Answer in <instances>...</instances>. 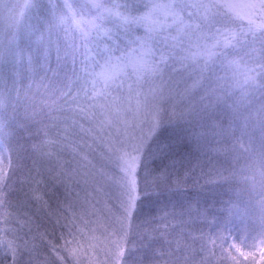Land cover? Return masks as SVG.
<instances>
[{
    "label": "snow or ice",
    "instance_id": "1",
    "mask_svg": "<svg viewBox=\"0 0 264 264\" xmlns=\"http://www.w3.org/2000/svg\"><path fill=\"white\" fill-rule=\"evenodd\" d=\"M4 104L23 108L21 127L39 126L30 147L48 167L47 178L28 169L14 189L11 175L28 148L0 139V264H128L137 242L155 264H249L257 250L264 261V0H0ZM219 114L227 127L211 123ZM192 117L198 144L211 135L244 160L223 177L235 186L226 210L198 213L208 231L196 235L177 231L192 226L184 211H164L157 223L142 199L171 183L170 133ZM157 160L152 175L148 163ZM81 168L96 177L88 196L112 205L103 215L77 214L69 199L79 196L68 184L79 186ZM47 181L65 186L62 243L39 233L28 210L48 206ZM14 194L23 199L13 203Z\"/></svg>",
    "mask_w": 264,
    "mask_h": 264
},
{
    "label": "trees",
    "instance_id": "2",
    "mask_svg": "<svg viewBox=\"0 0 264 264\" xmlns=\"http://www.w3.org/2000/svg\"><path fill=\"white\" fill-rule=\"evenodd\" d=\"M26 82L25 86L28 83ZM7 86L11 88V83L8 82ZM12 97L14 100L15 92L12 93ZM13 107L15 105L12 107L6 104L0 106V139H3L6 144L10 142L14 146L19 142L28 148L26 153L22 152L20 154L22 157L20 161L21 167L11 175V180L9 181L14 189H19V181L24 179L28 169H32L33 173H35L36 169H39L47 178V167L40 164L39 156L33 155L30 147L39 140L36 135L39 126L29 122L26 128L21 127V124L24 123L23 108L20 107L18 113H14ZM191 120L192 123L190 125L184 124L183 128H174L170 133L172 139L177 141L173 157L175 174L171 183L161 189L149 187L147 195H142V199L144 216L148 219L155 217L157 223L160 217L163 216L164 211L172 212L175 210L177 213L184 211L186 213L184 219L192 226L178 227L177 231L191 232L196 235L198 234V229L208 231L206 223L203 222L202 217L197 215L198 213L206 214L210 219L213 215H219L226 210L225 205L235 195V186L230 181L223 179V177L229 176L232 168L242 166L244 160L241 158L239 163H237L233 159V153L230 151L231 145L223 144L222 142L218 143L219 138H213L211 135L202 137L198 144L193 132H200L202 129L199 127L195 117H192ZM204 123L207 125L210 122L204 121ZM211 123L227 127L229 117L225 114H219ZM203 131H208V129L205 128ZM253 135L257 141L254 147H258L260 137L258 123L253 129ZM33 160L36 161L35 164H33ZM163 163L168 164L170 161H164ZM161 166L162 164L159 160L155 162L149 161L148 172L154 175ZM149 181H151V175H149ZM42 188L47 192L45 199L48 201V206L38 210V205H30L28 210L35 214L34 220L36 224H39V233L46 232L47 240L62 243L60 236L62 234L67 235V229L63 228L65 220L63 218L64 202L62 201V189L61 187L59 188L58 184L50 181L42 185ZM18 199L22 200L23 198H18L15 194L11 197L13 203H16ZM181 205L184 206L183 209ZM189 211L191 212V218L187 215ZM57 218H59V224L56 223ZM169 219L174 225L178 224V221H172L171 217ZM169 230L171 231V229ZM31 235L33 237L38 236L35 226H33ZM173 246L175 247V245ZM41 247L42 249L44 248L43 245ZM156 247L158 248L159 245H156ZM194 247L198 248V245H194ZM44 255H47V251L44 252ZM127 255L128 264H155L153 253L142 247L139 242ZM194 259L199 261L200 257L194 256ZM249 264H264V261L260 259L258 250L255 259L252 260L250 258Z\"/></svg>",
    "mask_w": 264,
    "mask_h": 264
},
{
    "label": "rangeland",
    "instance_id": "3",
    "mask_svg": "<svg viewBox=\"0 0 264 264\" xmlns=\"http://www.w3.org/2000/svg\"><path fill=\"white\" fill-rule=\"evenodd\" d=\"M27 83V82H26ZM39 140L36 142L38 143ZM65 159L68 157L65 156ZM40 164L44 165L45 167H48L47 161L39 157ZM6 161L4 165H0V167L6 168ZM96 163V161H94ZM75 167V164L73 165ZM80 172L83 173V175H79L76 177L77 180H79V186L75 182L68 184V189L70 192L73 193H79V196L72 195L69 197L70 201L74 204L75 209L77 211V214L80 213L82 209H87L89 211H96L97 215H103L107 208L111 207V203H109L106 198L102 197L99 194L93 193L91 197L88 196V193L93 192V188L95 187V180L96 177L94 176V172L90 168H81ZM87 181V183H85ZM59 188L62 189V196H63V202L65 200L66 191L65 186L58 184ZM99 200L100 203L96 205L95 209H92L89 207V205L85 202L86 200ZM95 218V217H93ZM67 264H71V258L69 257L67 260ZM84 264H88L87 260H84Z\"/></svg>",
    "mask_w": 264,
    "mask_h": 264
}]
</instances>
